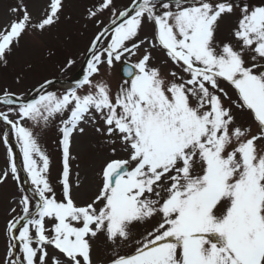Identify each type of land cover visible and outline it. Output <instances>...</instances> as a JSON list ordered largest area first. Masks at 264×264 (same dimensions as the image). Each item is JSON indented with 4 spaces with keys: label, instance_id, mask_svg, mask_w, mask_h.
<instances>
[{
    "label": "snow or ice",
    "instance_id": "snow-or-ice-1",
    "mask_svg": "<svg viewBox=\"0 0 264 264\" xmlns=\"http://www.w3.org/2000/svg\"><path fill=\"white\" fill-rule=\"evenodd\" d=\"M61 10L62 0H49L33 20L26 5L12 8L15 19L0 29V63L7 66L24 33L57 23ZM106 11L107 24L98 18ZM233 14L230 39H219V21ZM88 19L98 31L82 79L59 94L45 79L33 98L0 89L10 168L0 170V183L9 175L20 183L22 207L7 223L0 264H264V0H132L123 10L97 0ZM145 25L152 36L140 39ZM151 50L175 67L164 71ZM117 63L123 76L113 88L104 76ZM237 111L249 120L239 121ZM56 122L59 198L40 143ZM82 123L105 139L110 155L96 191L78 203L70 160ZM101 237L106 258L96 259L93 241Z\"/></svg>",
    "mask_w": 264,
    "mask_h": 264
},
{
    "label": "rangeland",
    "instance_id": "rangeland-1",
    "mask_svg": "<svg viewBox=\"0 0 264 264\" xmlns=\"http://www.w3.org/2000/svg\"><path fill=\"white\" fill-rule=\"evenodd\" d=\"M235 3H246L251 6H259L261 0H234ZM27 6L33 20L42 17L49 5V0H0V29L8 25L15 17L11 9L20 4ZM97 0H62V10L59 13V21L43 32H26L14 44L12 52L8 55L7 66L0 63V89L7 88L17 95L23 94L29 97L45 79H71L83 66L86 58V50L94 33L98 31L95 20L88 19V9L92 8ZM116 7L123 10L131 5L132 0H114ZM237 9V13H238ZM105 24L108 23L110 13L105 12L98 17ZM237 21V14L225 15L219 21L217 37L219 39H230V33ZM145 36L151 38L152 27L145 25L140 31L139 38ZM153 62L163 65L164 71L173 69L171 61L162 50H151ZM51 53V54H50ZM72 59L75 63L66 70L64 65L67 60ZM135 59V57L133 58ZM167 61V64L164 62ZM102 71H104L102 69ZM19 78V79H18ZM104 78L108 80L113 88L122 79L121 65L117 63L110 71L105 72ZM221 87L228 92L229 96L235 97V90L227 82H221ZM66 86L52 85L48 90L62 92ZM2 110V106H0ZM237 119L241 122L249 120L246 112H236ZM85 128L83 134L74 133L71 145L70 160V181L73 185V197L78 203L87 201L96 191L100 183V171L105 161L109 158L110 150L104 138H102L91 126L82 123ZM58 122L50 126L41 134L40 143L50 157V181L55 188L57 197L62 194L60 177L63 170L62 149L59 144L60 134ZM4 125L0 123V131ZM14 146L15 160L18 167L22 164V155L19 147L15 145V139L11 141ZM6 145L0 142V170H9V158L6 152ZM20 175L25 178L22 167ZM77 182L79 187H77ZM28 187V185H25ZM20 183L9 175L6 182L0 183V260L3 259L8 237L6 226L9 220L22 214V207L19 204ZM15 209V212L12 210ZM47 226L50 227V224ZM149 225H137L136 231L143 232ZM53 249L48 252L53 254ZM93 257L96 259L106 258V249L101 237L93 241Z\"/></svg>",
    "mask_w": 264,
    "mask_h": 264
},
{
    "label": "water",
    "instance_id": "water-1",
    "mask_svg": "<svg viewBox=\"0 0 264 264\" xmlns=\"http://www.w3.org/2000/svg\"><path fill=\"white\" fill-rule=\"evenodd\" d=\"M86 59H87V56L84 60L83 66L81 67V69L79 70V72L76 74V76L74 78H72V79H53L52 80L54 82L53 84L64 85V84L71 83L72 85H74L75 81L82 79L83 75H84V70L86 68V63H85ZM121 72H122V68H121ZM122 75H123V72H122ZM35 96H36V91H34L28 98H33Z\"/></svg>",
    "mask_w": 264,
    "mask_h": 264
},
{
    "label": "bare ground",
    "instance_id": "bare-ground-1",
    "mask_svg": "<svg viewBox=\"0 0 264 264\" xmlns=\"http://www.w3.org/2000/svg\"><path fill=\"white\" fill-rule=\"evenodd\" d=\"M78 76V75H77ZM65 85H67V84H65ZM71 85V83H69L66 87H68V86H70Z\"/></svg>",
    "mask_w": 264,
    "mask_h": 264
}]
</instances>
